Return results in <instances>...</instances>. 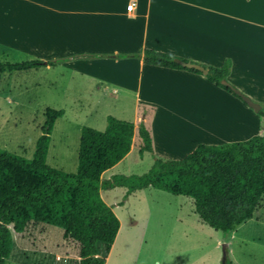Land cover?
<instances>
[{"label": "rangeland", "instance_id": "rangeland-1", "mask_svg": "<svg viewBox=\"0 0 264 264\" xmlns=\"http://www.w3.org/2000/svg\"><path fill=\"white\" fill-rule=\"evenodd\" d=\"M12 4L0 0V31H9L8 25L15 22L4 17V11L8 13ZM3 48L0 45L1 63L35 59L27 51L2 54ZM258 56L262 53L258 52ZM260 72H264V67ZM59 73L51 68L0 73V148L31 160L45 124L46 108L63 109L65 116L56 121L51 134L47 164L76 173L83 126L104 130L107 116L134 123L132 151L102 174L101 197L120 221L110 253L105 255L102 249L100 256H105V264H223L224 259L235 264H264V199L251 219L234 233L225 234L201 221L190 197L152 187L130 192L128 187L107 185L119 176L144 175L156 157L182 159L198 141L202 142L197 145L207 144L204 141L218 145L262 134L263 115L242 99L210 84L202 75L186 77L163 71L151 74V86L155 88L146 85L149 92L145 96L152 99L139 102L125 94L104 99H57L47 90L48 83L59 78ZM260 93L264 96V89ZM248 97L264 113V99ZM156 109L159 111L154 120ZM168 121L184 125L187 122L195 131L204 132L169 145L163 143ZM141 125L155 138L154 154H139ZM13 237L15 246L6 264H79L76 246L63 237V230L58 227L33 223L23 234L13 233Z\"/></svg>", "mask_w": 264, "mask_h": 264}, {"label": "trees", "instance_id": "trees-1", "mask_svg": "<svg viewBox=\"0 0 264 264\" xmlns=\"http://www.w3.org/2000/svg\"><path fill=\"white\" fill-rule=\"evenodd\" d=\"M113 57L140 58L146 65L204 76L179 63L189 62L187 59L153 49ZM61 61L0 62V73L39 69ZM202 66L208 70L205 77L209 83L242 99L228 81L230 59L221 67ZM64 114L63 109L46 108L45 124L31 160L0 148V264H6L14 249L13 233L23 234L33 223L62 229L63 237L76 246L79 264H105L102 249L108 255L118 235L120 221L100 194L102 174L130 153L135 125L107 116L104 130L83 126L77 171L66 173L47 164L52 131ZM138 135L139 154H154L150 131L141 125ZM107 185L128 187L130 192L152 187L190 197L203 223L232 233L253 217L264 199V133L221 145L200 143L182 159L156 157L144 175L119 176ZM224 264L235 263L227 259Z\"/></svg>", "mask_w": 264, "mask_h": 264}, {"label": "crops", "instance_id": "crops-1", "mask_svg": "<svg viewBox=\"0 0 264 264\" xmlns=\"http://www.w3.org/2000/svg\"><path fill=\"white\" fill-rule=\"evenodd\" d=\"M8 2L13 4L4 17L15 22L10 32L0 31L2 54L27 51L34 60H64L42 67L60 71L47 90L57 99L125 94L140 102L152 99L145 96L146 85L155 88L151 74L199 76L113 57L146 49L214 67L230 59L229 82L246 96L264 99V0H3Z\"/></svg>", "mask_w": 264, "mask_h": 264}, {"label": "bare ground", "instance_id": "bare-ground-1", "mask_svg": "<svg viewBox=\"0 0 264 264\" xmlns=\"http://www.w3.org/2000/svg\"><path fill=\"white\" fill-rule=\"evenodd\" d=\"M174 122L172 121L171 123L168 121L167 127L163 135L164 137L163 143L165 142L166 144L169 145H177L180 141H183V139L188 140L191 139L192 137H197L201 135L202 132H204V129L195 131L192 127L187 125L188 124L187 122L185 123V125L181 122L180 123H174ZM176 122L178 121L176 120Z\"/></svg>", "mask_w": 264, "mask_h": 264}, {"label": "water", "instance_id": "water-1", "mask_svg": "<svg viewBox=\"0 0 264 264\" xmlns=\"http://www.w3.org/2000/svg\"><path fill=\"white\" fill-rule=\"evenodd\" d=\"M179 63L186 68H193V69H197L199 71L202 72V74L205 76L208 73V70L206 68H204L202 65H199L197 63H192V62H183V61H179ZM224 85H228V81H223L222 82ZM235 92L242 98V100L249 105L250 107H252L256 112H260L261 110V106L259 104H257L256 102H254L253 100H251L248 96L244 95L242 92H240L238 89L235 90ZM227 245L224 246V249H226ZM226 262V260L224 259L223 264Z\"/></svg>", "mask_w": 264, "mask_h": 264}, {"label": "built area", "instance_id": "built-area-1", "mask_svg": "<svg viewBox=\"0 0 264 264\" xmlns=\"http://www.w3.org/2000/svg\"><path fill=\"white\" fill-rule=\"evenodd\" d=\"M127 9H128V10H133V4H129V5L127 6Z\"/></svg>", "mask_w": 264, "mask_h": 264}]
</instances>
